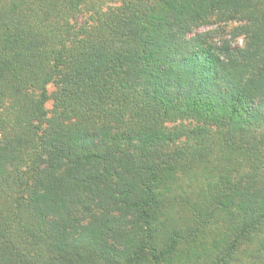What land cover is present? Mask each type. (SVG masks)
<instances>
[{"label": "trees", "instance_id": "16d2710c", "mask_svg": "<svg viewBox=\"0 0 264 264\" xmlns=\"http://www.w3.org/2000/svg\"><path fill=\"white\" fill-rule=\"evenodd\" d=\"M220 227L200 264H264V0H0V264H176Z\"/></svg>", "mask_w": 264, "mask_h": 264}, {"label": "rangeland", "instance_id": "374dc122", "mask_svg": "<svg viewBox=\"0 0 264 264\" xmlns=\"http://www.w3.org/2000/svg\"><path fill=\"white\" fill-rule=\"evenodd\" d=\"M86 21V14H82L79 16V24H84ZM236 24H232V26H229L226 30L229 32ZM216 26H205L200 29V31H210L215 30ZM226 38L230 36H225ZM235 44L241 46L243 44V37H240ZM52 105H49L51 108ZM190 190H195L196 194L198 191H202V186H198L197 184H193V186L190 187ZM195 200V199H194ZM193 200V201H194ZM192 212H189V210L183 209L179 204H176L174 206L168 207L166 209L167 218L169 219V222L173 225L178 226L179 228L185 229L186 231L189 229L188 226L193 225V214ZM195 225V223H194ZM223 227L220 228H210L200 235L196 239H194L191 242H182L178 247L179 252V259L175 258L176 264H194L195 262L197 264L202 263L203 260L207 257L206 253L208 250L214 245V242L224 237L223 233ZM250 242H246L243 247L244 249H247V246H253L257 243V240L254 241V238L250 240ZM254 241V242H253ZM221 246L223 245L220 244ZM177 252V254H178ZM192 252L191 255L189 253ZM244 253H238L236 256V260L232 264H250L251 262L247 261V254ZM188 259H190V263H188Z\"/></svg>", "mask_w": 264, "mask_h": 264}]
</instances>
